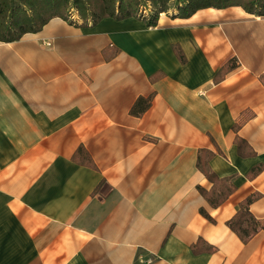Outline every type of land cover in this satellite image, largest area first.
<instances>
[{
    "label": "crops",
    "instance_id": "1",
    "mask_svg": "<svg viewBox=\"0 0 264 264\" xmlns=\"http://www.w3.org/2000/svg\"><path fill=\"white\" fill-rule=\"evenodd\" d=\"M238 135L253 154H239ZM202 148L219 176H234L218 207L198 189L211 186ZM257 164L264 15L232 5L156 25L56 16L0 40V264H264V229L244 241L227 224L252 192L264 222Z\"/></svg>",
    "mask_w": 264,
    "mask_h": 264
},
{
    "label": "trees",
    "instance_id": "2",
    "mask_svg": "<svg viewBox=\"0 0 264 264\" xmlns=\"http://www.w3.org/2000/svg\"><path fill=\"white\" fill-rule=\"evenodd\" d=\"M240 5L249 13L264 15V0H0V40L12 41L20 39L26 32H35L53 17L60 16L66 20L77 23L78 20L71 18L77 14L82 24L97 23L104 17L112 16L117 19L135 16L143 18L147 24L156 25L162 12L171 13L177 17H188L198 9L206 7H228ZM180 52V51H179ZM183 56V53H181ZM233 67L236 63L232 64ZM227 67L221 68L219 73L226 71ZM217 76V80L221 79ZM154 93L140 96L134 103L131 112L141 115L151 105ZM238 152L245 156L255 151L250 148L248 141L236 137ZM82 149L79 148L80 151ZM197 166L204 172L211 186L198 185V189L209 201L211 206L221 205L236 186L234 176H219L210 166L209 159L214 154L211 149L202 148L198 152ZM262 164L252 167L249 176L252 178L263 169ZM260 196L258 192H252L244 197L237 207L235 214L227 220V224L241 237L248 241L257 232L264 229L262 222L251 210V203ZM201 213L211 221L215 220L205 207H200ZM195 252L212 251L213 245H193Z\"/></svg>",
    "mask_w": 264,
    "mask_h": 264
},
{
    "label": "built area",
    "instance_id": "3",
    "mask_svg": "<svg viewBox=\"0 0 264 264\" xmlns=\"http://www.w3.org/2000/svg\"><path fill=\"white\" fill-rule=\"evenodd\" d=\"M71 18H72L73 20H78L77 18H79V17L77 16V14H72V15H71ZM47 44H51V42H47Z\"/></svg>",
    "mask_w": 264,
    "mask_h": 264
},
{
    "label": "rangeland",
    "instance_id": "4",
    "mask_svg": "<svg viewBox=\"0 0 264 264\" xmlns=\"http://www.w3.org/2000/svg\"><path fill=\"white\" fill-rule=\"evenodd\" d=\"M170 12H171V13L162 12L161 15H162V16H163V15H170V16H172V12H173V10H171ZM161 15H160V16H161ZM77 19L79 20V18H77Z\"/></svg>",
    "mask_w": 264,
    "mask_h": 264
}]
</instances>
